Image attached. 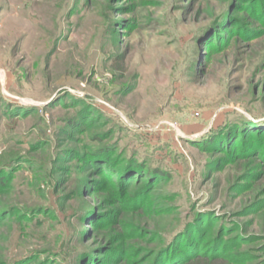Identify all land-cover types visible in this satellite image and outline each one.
I'll return each mask as SVG.
<instances>
[{
    "label": "rangeland",
    "instance_id": "obj_1",
    "mask_svg": "<svg viewBox=\"0 0 264 264\" xmlns=\"http://www.w3.org/2000/svg\"><path fill=\"white\" fill-rule=\"evenodd\" d=\"M263 154L264 0H0V264H264Z\"/></svg>",
    "mask_w": 264,
    "mask_h": 264
},
{
    "label": "trees",
    "instance_id": "obj_2",
    "mask_svg": "<svg viewBox=\"0 0 264 264\" xmlns=\"http://www.w3.org/2000/svg\"><path fill=\"white\" fill-rule=\"evenodd\" d=\"M212 141H209V144H211ZM106 151H103L105 153ZM102 153V154H103ZM264 156V154H263ZM93 158V157H92ZM97 160H103L104 163L107 165L112 166L111 160L108 158V156L100 157ZM90 162V161H89ZM92 163V162H91ZM117 179L119 181V185L121 186V195L123 194V187H125V178L128 174H132L134 177V174H140L144 173L147 178L152 177H160L162 175L160 172L156 171H147L146 173L142 170H138L137 167H134L133 164H126L123 167L118 168L117 170ZM141 171V172H140ZM131 176V175H130ZM150 181V180H149ZM153 183L150 181V185ZM149 188V184L146 187ZM194 228L190 227V230L186 232L185 234L181 235V240H173L164 248L163 250L157 252L156 257L151 261L150 264H206L208 259L214 260V258L219 257L220 255H215L214 253L217 250L218 243H214L212 245H209L210 252L212 255H209L205 253V244H201L202 242L198 240L194 242L189 236H194V233L192 232ZM203 230L195 235V239L202 238L203 237ZM200 234H202V237H200ZM199 236V237H198ZM184 237V238H183ZM183 244V247L181 248ZM202 245V247H201ZM212 249V250H211ZM17 264H21V262H17ZM94 264H98L95 262Z\"/></svg>",
    "mask_w": 264,
    "mask_h": 264
}]
</instances>
